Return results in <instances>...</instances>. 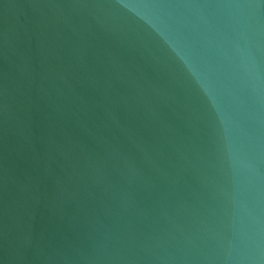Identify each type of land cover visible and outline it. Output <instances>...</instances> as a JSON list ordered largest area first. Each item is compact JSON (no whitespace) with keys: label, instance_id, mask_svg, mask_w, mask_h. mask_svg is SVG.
I'll use <instances>...</instances> for the list:
<instances>
[{"label":"water","instance_id":"water-1","mask_svg":"<svg viewBox=\"0 0 264 264\" xmlns=\"http://www.w3.org/2000/svg\"><path fill=\"white\" fill-rule=\"evenodd\" d=\"M0 264H264V0H0Z\"/></svg>","mask_w":264,"mask_h":264}]
</instances>
